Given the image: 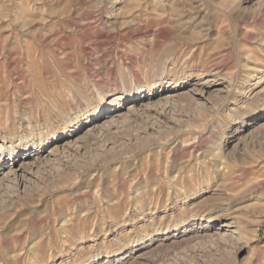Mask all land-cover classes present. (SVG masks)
Masks as SVG:
<instances>
[{"label": "rangeland", "instance_id": "obj_1", "mask_svg": "<svg viewBox=\"0 0 264 264\" xmlns=\"http://www.w3.org/2000/svg\"><path fill=\"white\" fill-rule=\"evenodd\" d=\"M263 110L264 0H0V264H264Z\"/></svg>", "mask_w": 264, "mask_h": 264}, {"label": "bare ground", "instance_id": "obj_2", "mask_svg": "<svg viewBox=\"0 0 264 264\" xmlns=\"http://www.w3.org/2000/svg\"><path fill=\"white\" fill-rule=\"evenodd\" d=\"M177 80H178V76L174 77L173 79L167 80L165 82V84L162 85L163 89H162V91L160 93H163V95H165V94H168L170 92L175 91V89L179 86V84H177ZM138 89H140V86H138ZM150 91H151L150 95H152L154 93V89H151ZM142 92H145V91H142ZM140 95H141V91H140L139 95H133V93L128 91V90H124V92H115L111 96H107V95L103 94L101 96V98H100V108H99V110H101V109L105 110L106 107L112 106V107H114V110L110 111V113H109L110 115L107 118L113 117V115H114L113 113H116L115 115L119 114V111H120L119 108L121 107V104L123 102H125L127 100L132 102ZM155 95H159V92H157ZM110 97H112V99L109 100ZM129 103H127V105ZM91 115H92V119H93L95 117V115H96V112H93ZM24 121H27V118ZM41 145L42 144H39V146H41ZM27 151H30V149H25L23 151H19L17 149H13L7 155H5L4 153L0 152V166H1V164H3L5 162L6 156L9 157L8 160L15 161L14 160L15 157H10V156H17V155H20L22 153L27 154ZM30 155L31 154H27L28 157ZM15 165L16 164H14V166ZM0 169H1V167H0ZM261 196L262 195H259V197H261ZM214 211H215V208H209L206 212H202L201 214H199L198 215L199 218L197 220L203 219L204 217H207V213H213ZM178 227H179V224H177L175 222L167 221V222L161 224L160 226H157L156 228H154V230L152 231V234L155 235V236H162V237L163 236H168L171 232H173Z\"/></svg>", "mask_w": 264, "mask_h": 264}]
</instances>
